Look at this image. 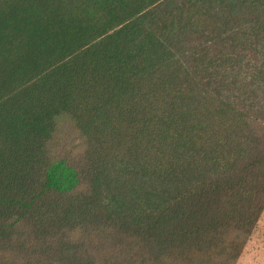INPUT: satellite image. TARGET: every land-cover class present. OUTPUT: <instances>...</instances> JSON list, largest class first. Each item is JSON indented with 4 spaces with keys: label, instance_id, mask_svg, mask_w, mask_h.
<instances>
[{
    "label": "trees",
    "instance_id": "obj_1",
    "mask_svg": "<svg viewBox=\"0 0 264 264\" xmlns=\"http://www.w3.org/2000/svg\"><path fill=\"white\" fill-rule=\"evenodd\" d=\"M252 6L0 0V264H236L264 119L222 62Z\"/></svg>",
    "mask_w": 264,
    "mask_h": 264
},
{
    "label": "rangeland",
    "instance_id": "obj_2",
    "mask_svg": "<svg viewBox=\"0 0 264 264\" xmlns=\"http://www.w3.org/2000/svg\"><path fill=\"white\" fill-rule=\"evenodd\" d=\"M252 5L238 27L243 48L230 57L223 50L226 57L222 67L230 84L223 94L232 102L246 98V103L253 106L247 110H256V118L261 120L264 119V14L260 12H264V6H256L254 0ZM236 264H264V212Z\"/></svg>",
    "mask_w": 264,
    "mask_h": 264
}]
</instances>
